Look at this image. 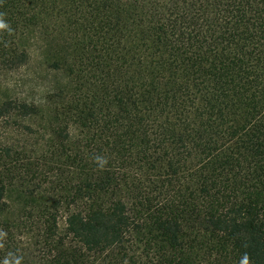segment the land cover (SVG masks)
Returning <instances> with one entry per match:
<instances>
[{
    "label": "trees",
    "instance_id": "obj_1",
    "mask_svg": "<svg viewBox=\"0 0 264 264\" xmlns=\"http://www.w3.org/2000/svg\"><path fill=\"white\" fill-rule=\"evenodd\" d=\"M0 19V74L57 77L0 95V264H264V0Z\"/></svg>",
    "mask_w": 264,
    "mask_h": 264
},
{
    "label": "rangeland",
    "instance_id": "obj_2",
    "mask_svg": "<svg viewBox=\"0 0 264 264\" xmlns=\"http://www.w3.org/2000/svg\"><path fill=\"white\" fill-rule=\"evenodd\" d=\"M31 55L32 60L29 63L28 67L24 69V71L28 70V72L32 74L30 79L26 77V85L21 87L17 86L19 78H24L25 76L22 71L13 76L0 74V95L4 91H6L7 88H10L12 91L22 92L23 94L34 96V93L38 95L39 92L37 91V89L34 90V92L32 91L31 87H33V85L36 84L37 86H42L44 89H47L53 82L56 81L57 77L54 76V74H52L51 72L48 73L47 70L41 67L42 61L39 56L40 52L37 51L36 47H32ZM32 78H34V81L32 80Z\"/></svg>",
    "mask_w": 264,
    "mask_h": 264
},
{
    "label": "clouds",
    "instance_id": "obj_3",
    "mask_svg": "<svg viewBox=\"0 0 264 264\" xmlns=\"http://www.w3.org/2000/svg\"><path fill=\"white\" fill-rule=\"evenodd\" d=\"M8 28H9V25L3 19H0V30H4Z\"/></svg>",
    "mask_w": 264,
    "mask_h": 264
}]
</instances>
